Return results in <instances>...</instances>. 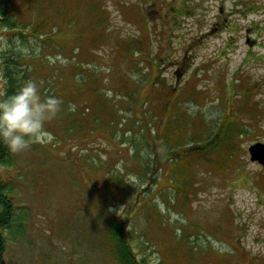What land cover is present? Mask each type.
<instances>
[{"label": "rangeland", "instance_id": "1", "mask_svg": "<svg viewBox=\"0 0 264 264\" xmlns=\"http://www.w3.org/2000/svg\"><path fill=\"white\" fill-rule=\"evenodd\" d=\"M35 1L51 24L34 37L0 28V86L9 69L60 108L44 142L6 147L10 264H121L110 215L140 264H264V167L247 151L264 140V0ZM48 62L62 63L58 78ZM210 139L206 152L193 145ZM176 182L197 186L185 197Z\"/></svg>", "mask_w": 264, "mask_h": 264}, {"label": "trees", "instance_id": "2", "mask_svg": "<svg viewBox=\"0 0 264 264\" xmlns=\"http://www.w3.org/2000/svg\"><path fill=\"white\" fill-rule=\"evenodd\" d=\"M23 0H0V28L2 27L3 29L5 28L6 30H10L14 33H17L18 31L21 30L22 36L26 35L27 32H29L28 36H32L36 33V36L39 34V32L44 30V27H48L51 24V21H49V19L46 20V18L42 17V13H44L43 10V4L42 2H37L35 0H31V2H26L27 0H25V3L21 4ZM96 4L95 2L89 1L86 3V7L91 9L90 11L86 8L88 13H92L93 10L96 9ZM28 8H31L30 11V20L27 22L24 19L25 14L28 12ZM22 9L24 10V12L22 11ZM71 24V21L67 23V26H69ZM96 25L100 26L101 25V20L96 23ZM53 26H56V29H53V31H58L60 28V25H52L50 27V29H52ZM65 27V26H64ZM18 29V30H17ZM16 31V32H15ZM96 33H100V30L98 29V31H96ZM42 39V38H40ZM95 40V38H94ZM82 49H84V47L80 44L78 46H75L74 48H76V50H74L73 48V52H78L80 50V47ZM57 46H55L56 48ZM33 55H30L28 57H32ZM28 57H24L28 58ZM76 55L74 53H72V55L70 56V58H75ZM70 62L71 65H73L74 69H78L80 71H83L85 69L82 68V65L78 64L76 61L74 60H70L68 61ZM48 64L50 66H55V70H54V78H58L57 77V67L60 66L62 63L61 62H57V64H54L52 62H48ZM29 69H27L28 71ZM73 75V73H72ZM200 76V74H198V77ZM5 77L8 80V84L6 87V93L8 95H11L13 93H15V91L21 86V84L23 83V81L28 80L27 76H19L16 75L15 72L7 69L5 72ZM75 77H72V80H74ZM193 86V85H192ZM228 86V83L226 85V88ZM193 93L195 94H199V96L204 97L207 96V92L204 91L203 89H200L197 85L193 86ZM248 94H244V92H242V96L246 99V103L248 105L253 104L254 101L252 100L251 97H246ZM106 98L108 97V95H105ZM208 97V96H207ZM107 101L108 98L106 99ZM120 110L118 108L113 107V109L110 111L113 115H115V113ZM118 113H116L115 116H117ZM233 117L234 114H232ZM174 117V116H173ZM123 118H121L122 120ZM144 120V119H142ZM123 121L125 122V119H123ZM202 121V122H199ZM257 123V121H255ZM193 123L195 124V127H197V129L201 128L204 123H203V119H195L193 121ZM233 124H237L239 125L236 121L233 122ZM215 127H217V125H214ZM212 126V127H214ZM206 127V126H204ZM204 129V128H203ZM224 129H226V127H224ZM232 129H234L232 127ZM194 131V130H192ZM216 131H218V129H216ZM168 132V130H164L163 134H159L157 137V143L159 142L160 145L161 143L164 142V139H161L162 136ZM173 135H174V131L171 130L170 131ZM234 132V134L232 133ZM235 131H231V132H225L223 131L221 133V135L225 136V140L227 138L228 141H225L224 143L229 145L231 144L233 147L235 146V143H233V139H235ZM144 137L147 139L148 138V133L145 132L144 133ZM238 137V135H237ZM183 138L185 139L186 136L183 135ZM206 140L203 142V144L201 143L202 141H197L196 144L193 145H197L202 149L203 152L208 151L209 149H211V147L213 146L214 143L217 142L216 139H210ZM209 142V143H208ZM208 143V144H207ZM180 146L182 144L178 143ZM212 146L208 149H205V146L207 145H211ZM173 146V148L175 147L173 145V143L171 144ZM178 145V146H179ZM231 146V147H232ZM181 148V147H179ZM178 148V149H179ZM186 150L187 147H185V145L183 146V150ZM192 149V148H191ZM174 149H170V151L172 152L171 155H176V157L172 156V158H175V169L179 168L180 165H178V152ZM188 150V149H187ZM187 153V151H186ZM188 153H193V151H189ZM153 156V155H152ZM9 163V158H8V153H7V148L6 146L0 142V166ZM264 167V166H263ZM180 170H182L180 168ZM263 173H264V168H263ZM192 176V180L194 178V184L196 182V176H194V173L191 174ZM188 185L185 183H181V182H176L173 183V190H177V188L179 186L180 190H181V195L185 196V197H189L194 189V187H196L197 185ZM118 185V184H117ZM116 186V185H115ZM9 189L7 187V181H5V179L2 176V172L0 170V264H10L9 260H7L6 257V247H7V241H6V236L4 235V232L2 231L3 229H5L6 227H9L11 224V220H12V216H13V212L15 210V205H14V200L12 198V196L9 194ZM174 200L178 201L177 198L174 197ZM174 200H172L173 204ZM139 201H141V199L139 198ZM146 207V206H145ZM144 207V208H145ZM149 209H147V212H144V208L140 209L141 212H144V214L146 215L148 212H152L153 209H151V205H148ZM108 221V225L107 228L110 232V240H111V244H112V254L113 256L121 263V264H140V260L136 259L135 256V252L130 248V245L128 244V237L127 234L125 233V226H123L122 222L120 221V219L118 217H115L114 215H110V217L107 218ZM264 237V236H263ZM264 241V240H263Z\"/></svg>", "mask_w": 264, "mask_h": 264}, {"label": "clouds", "instance_id": "3", "mask_svg": "<svg viewBox=\"0 0 264 264\" xmlns=\"http://www.w3.org/2000/svg\"><path fill=\"white\" fill-rule=\"evenodd\" d=\"M18 51L26 53L27 49ZM0 81L6 83L2 73ZM59 108L58 98L41 97L34 80L23 81L11 95L0 86V142L12 153L29 149L32 143L44 142L45 122L55 118Z\"/></svg>", "mask_w": 264, "mask_h": 264}, {"label": "water", "instance_id": "4", "mask_svg": "<svg viewBox=\"0 0 264 264\" xmlns=\"http://www.w3.org/2000/svg\"><path fill=\"white\" fill-rule=\"evenodd\" d=\"M248 152L251 160H257L264 164V141H256L248 146Z\"/></svg>", "mask_w": 264, "mask_h": 264}]
</instances>
